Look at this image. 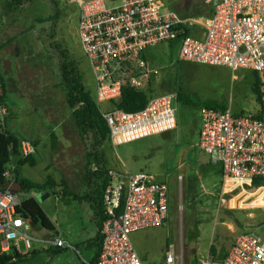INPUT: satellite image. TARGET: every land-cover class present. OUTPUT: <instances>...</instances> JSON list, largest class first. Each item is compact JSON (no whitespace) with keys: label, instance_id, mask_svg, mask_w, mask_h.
I'll use <instances>...</instances> for the list:
<instances>
[{"label":"rangeland","instance_id":"rangeland-1","mask_svg":"<svg viewBox=\"0 0 264 264\" xmlns=\"http://www.w3.org/2000/svg\"><path fill=\"white\" fill-rule=\"evenodd\" d=\"M161 1L163 12L174 11L183 18L203 20L211 13L214 0ZM55 2L59 12L55 41L78 63L87 91L95 98V76L78 36L79 9L67 0ZM56 12L48 0H33L16 11L8 9L7 0H0V66L9 92L10 129L38 147L37 166L33 167L35 160L16 163V183L24 180L46 185L43 190L21 192L19 198L36 199L75 249L54 255L43 250L46 241L32 242L33 249L20 263L15 253L3 255L0 250L3 264H92L94 261L95 252L82 245L95 227L90 205L74 197L86 191L83 173L88 152L61 87L57 52L50 48L53 23L45 22ZM179 52L178 42L160 44L147 52L149 68L157 72L151 79L150 95L170 91L177 94L173 104L176 128L117 147L110 142L103 146L110 169L126 164L132 173L148 172L168 186L170 211L164 226L137 232L132 237L136 250L140 254L148 253L158 264H166L171 251L176 256L174 264H199L210 254L212 246L216 256H224L238 235L249 228L264 234L263 197L238 191L223 195L219 167L213 166V173H208V167L201 168L208 156L197 147L201 108L205 103L226 105L235 114H264V74L178 61ZM256 78L262 85L261 102L254 92ZM110 108V103L100 105L101 111ZM59 163L72 170L75 194L68 193V189L63 191ZM80 227L84 228L81 232ZM42 231L40 226L30 233L43 239L46 233ZM19 248L22 253L28 251L23 242H19Z\"/></svg>","mask_w":264,"mask_h":264},{"label":"built area","instance_id":"built-area-1","mask_svg":"<svg viewBox=\"0 0 264 264\" xmlns=\"http://www.w3.org/2000/svg\"><path fill=\"white\" fill-rule=\"evenodd\" d=\"M67 2L75 4L80 12L78 36L93 69L99 106L120 101L125 88L148 87L157 72L149 68L147 52L160 44L178 42V61L264 74V0H214L211 16L203 20L163 12L161 0ZM4 87L0 66V136L8 139L12 132ZM176 99L177 94L170 91L151 98L139 112L127 113L115 107L102 111L111 145L117 147L175 129ZM197 147L219 167L223 195L239 191L264 199V114L242 115L231 109L203 106ZM8 151L4 176L7 183H16V163L36 157L38 147L32 140L20 138L17 150L11 143ZM109 175L111 181L103 196L106 218L101 230L102 247L94 264H148L136 250L132 235L164 226L170 211L168 186L145 171L110 169ZM255 181L261 185L255 187ZM21 203L19 193L0 188L3 255L15 253L20 240L28 249L32 242H42L31 235V221L17 213ZM53 244L75 249L61 238ZM175 260L174 252H169L166 264ZM199 264H264V234L246 230L224 257L208 254Z\"/></svg>","mask_w":264,"mask_h":264},{"label":"trees","instance_id":"trees-1","mask_svg":"<svg viewBox=\"0 0 264 264\" xmlns=\"http://www.w3.org/2000/svg\"><path fill=\"white\" fill-rule=\"evenodd\" d=\"M32 1L33 0H7V7L10 11H16L28 5ZM48 2L55 6V8L57 9L56 14L50 16L45 20V22L47 23H53L51 27L52 34L50 36V43L52 47L50 48L54 49L57 52V62L61 78V87L65 93L67 105L72 110V116L76 124L78 134L88 152V161L84 173L86 191L81 196L74 195V197L77 200L83 199L87 201L93 211L94 223L97 227V234L93 239L85 242L83 246H85L88 250H94L96 252V256L94 259V262H96L102 247V223L106 218L103 196L111 181L109 175L110 164L103 149L105 143L109 142L110 130L106 120L103 117L102 111L100 110V106L96 103V100L94 97H92L91 93L87 91L78 63L67 53L66 50L62 48V46L57 44L55 41L56 21L59 20L58 4L55 2V0H48ZM52 42L54 43V45ZM256 79L257 81L254 87V92L258 95V101L261 102L263 96L261 90L262 85L258 78ZM150 90H152L151 83H149L146 89L142 90L125 88L123 90L122 99L118 102L111 103V108L115 107L127 113L139 112L143 110L147 106L149 100L154 97L150 95ZM187 102L191 103L190 100H187ZM204 106L220 110L229 109L226 105L223 104L205 103ZM55 141L56 139L54 138L53 148H55L56 145ZM19 142L20 137L13 133H11L8 139L0 136V188H4L7 185L4 174L7 165L9 164V145L11 143H14L17 150ZM33 160L34 158H30L23 162L33 163ZM49 181L51 184H54V181L51 178L49 179ZM20 183L23 186L22 192L43 190L46 186L45 184L29 183L24 180L20 181ZM63 183V191L66 192L67 185L65 182ZM260 185V181H255V187H258ZM17 213L23 218L30 220L32 226L34 227L40 225L44 230H55V228L52 226V223L43 211L42 207L34 198L22 201L21 205L17 209ZM67 250L68 249L58 248V250H55L54 254L60 255L65 253ZM14 255L20 263L19 260L22 258V256L17 251H15ZM210 255H217L216 249L213 246L210 249ZM3 261L4 260H1L0 264H3Z\"/></svg>","mask_w":264,"mask_h":264},{"label":"crops","instance_id":"crops-1","mask_svg":"<svg viewBox=\"0 0 264 264\" xmlns=\"http://www.w3.org/2000/svg\"><path fill=\"white\" fill-rule=\"evenodd\" d=\"M213 6H214V2L212 3V8H211V13L207 16V17H210L211 16V14H212V12H213ZM207 17H205V18H207ZM1 72H2V76H3V79H4V81H5V88H6V96H7V102H8V104H9V92H8V90H7V87H6V85H7V80H6V76H5V73H4V71H3V69H2V67H1ZM9 108H10V106H9ZM230 109V108H229ZM10 115H11V113H10ZM10 120V119H9ZM201 128V127H200ZM200 128H199V132H200ZM9 129H10V126H9ZM10 131H11V129H10ZM13 134H15V135H17L15 132H13V131H11ZM199 132H198V142H199ZM18 136V135H17ZM20 137V136H19ZM21 138V137H20ZM35 159V163H34V166L33 167H35V166H37V164H38V161H37V157H34ZM60 164V163H59ZM27 165V164H26ZM120 167H118L117 168V170H121V171H129L128 169H127V166H126V164H120L119 165ZM213 166L214 167H217L216 165H213V164H211V162H210V158L208 157V161L205 163V164H202V166H201V168L202 167H208V173H213ZM57 168L59 169V171L61 172V174H62V177H63V182H65V183H67V189L69 190V192L68 193H73V194H75V192L76 191H74L72 188H73V184H74V182H75V180H74V175H73V172H72V170L70 169V168H68V167H64V165L63 164H60V165H58L57 166ZM131 172V171H130ZM219 172H220V169H219ZM78 175V174H77ZM27 179V178H26ZM83 180H84V173H83ZM71 185H72V187H71ZM60 199V198H59ZM90 205V204H89ZM90 210H91V212H92V216H91V222H92V224L95 226L94 228H93V232H92V236H90L85 242H87V241H89V240H91V239H93L95 236H96V234H97V227H96V225H95V223H94V214H93V211H92V209H91V207H90ZM46 214V213H45ZM46 216L48 217V219L50 220V222L52 223V226L55 228V230L54 231H47V230H44L43 229V231L42 232H45L46 233V235L43 237V239H38V238H36V239H38V240H40V241H42L43 243H44V241H46V245L44 246V249L43 250H47L48 252H50V253H53L54 254V252H55V250H58V248L59 247H56L54 244H53V242H54V240L56 239V238H61L62 240H64L67 244H70L71 245V243L67 240V238L65 237V235H66V233L63 231V230H60L59 228H58V226L53 222V220H52V218L51 217H49L47 214H46ZM33 227V229L32 230H34L35 228H37V227H40V225L39 226H36V227H34V226H32ZM251 228H249V229H247V230H250ZM82 230H84V228L83 227H80V229H79V231L81 232ZM246 231V230H245ZM70 233V232H69ZM68 233V234H69ZM134 235V234H133ZM133 235H132V237H133ZM78 237H80V235H79V233H78V235H77V238ZM35 238V237H34ZM132 241H134V239L132 238ZM19 242H23L24 244H25V242L24 241H22V240H20V241H18L17 242V246H18V248H17V252L22 256V257H24V256H26V255H28L29 253V251H31L32 249H33V245H32V248L31 249H28L27 248V246H26V244H25V246H26V249L28 250L27 252H25V253H22L21 251H20V248H19ZM42 242H38V243H42ZM84 242V243H85ZM84 243H82V245L84 244ZM133 244H134V242H133ZM135 246V245H134ZM136 248V247H135ZM61 249H68V248H61ZM92 251H94V250H92ZM95 252V251H94ZM140 254V253H139ZM55 255V254H54ZM95 256H96V252H95V254H94V259H95ZM140 256L142 257V259L146 262V263H148V264H158L157 262H153L151 259H150V256H149V254L148 253H142V254H140ZM221 256V255H220ZM223 257V256H222ZM222 257H218V256H216V258H222ZM95 262L93 261V263L92 264H94Z\"/></svg>","mask_w":264,"mask_h":264},{"label":"water","instance_id":"water-1","mask_svg":"<svg viewBox=\"0 0 264 264\" xmlns=\"http://www.w3.org/2000/svg\"><path fill=\"white\" fill-rule=\"evenodd\" d=\"M5 189H9L11 191H14L16 193H21L23 191V186L21 183H11L8 182L7 185L4 187Z\"/></svg>","mask_w":264,"mask_h":264}]
</instances>
